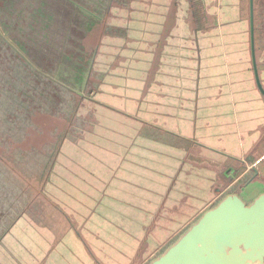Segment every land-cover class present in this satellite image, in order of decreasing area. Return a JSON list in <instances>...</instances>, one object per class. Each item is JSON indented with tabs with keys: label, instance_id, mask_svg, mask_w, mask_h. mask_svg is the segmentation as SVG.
I'll list each match as a JSON object with an SVG mask.
<instances>
[{
	"label": "rangeland",
	"instance_id": "374dc122",
	"mask_svg": "<svg viewBox=\"0 0 264 264\" xmlns=\"http://www.w3.org/2000/svg\"><path fill=\"white\" fill-rule=\"evenodd\" d=\"M14 1L17 6L24 5V0ZM116 2L121 4L122 0ZM86 6L91 8L89 4ZM102 7L104 10L106 5ZM4 9L0 4V12ZM10 10V15L16 17L15 9ZM249 16L250 13H247L246 9L244 22L247 29L251 28ZM28 31V26L15 25L9 33L18 38L20 33ZM87 34L86 45H90L92 39L94 41L95 31ZM52 38L58 40L60 36L53 35ZM244 50L247 53L240 63H237L238 59L230 58L234 60L228 69L230 80H225V66L221 72L222 92L229 101L227 114L231 115V109L237 108L238 97L248 96L250 101L256 102L260 116L264 117V96L255 82L248 46H245ZM35 55L42 63L37 52ZM140 57L136 56L137 59ZM257 63L256 71L264 91V74L261 64ZM185 65L187 69L188 63ZM175 70V67L160 65L159 74L163 79L169 78L170 73ZM99 85L106 94L109 90L119 91L113 86L107 88L103 84ZM209 86L215 89V85ZM130 87L139 88L140 83L131 82ZM217 87L219 89L220 85L217 84ZM102 97L106 100L104 106L95 100L90 116L82 114L79 116L81 118L73 122L74 128L86 129L73 133L76 137L67 142L68 156L92 155L94 151V159H88L83 165L80 164L79 168L74 164L53 165L52 172L56 167L59 173H64L57 180L49 179L51 165L45 163L46 160L34 166L30 165L29 169H26L27 164L7 165L16 173L19 187L12 190L11 186L0 185V191L29 193L30 200L25 199V203L29 202L26 205H29L26 213H30L35 221L34 225L37 224L29 239V243L34 247L33 252L28 254L29 258L24 261L33 264H143L182 230V226L208 200L217 195L226 181H230L231 167L226 166L228 162L221 155L222 151L215 148H199L196 145L188 147V143L179 140L184 134L189 136L191 129L197 131L196 136L208 140L209 137L204 133L207 131L213 136L210 128L218 127V119L206 126L197 119L181 117L178 120L180 117L174 115L176 107L157 108L163 103H172L165 94L154 95L146 105H142L143 101L136 99L134 94L128 95L129 100L126 102L120 100L119 95ZM19 100L21 103L17 104ZM48 100L45 82L32 76L26 66L21 65L20 61L8 52L1 40L0 110L4 113L0 114L2 119L5 122H16L23 118L21 114L23 108L27 107L26 104L33 103L38 109L48 107ZM14 108L17 109L12 111ZM184 108L185 114L188 113V107ZM58 113L59 111L53 114L52 119L50 115L44 117L45 123L40 119L42 116L38 115L31 118V124L25 119L27 128L24 133L27 135V129L30 128L33 139L39 140L41 145L48 140L56 142L58 137L63 135L62 132H56H60L58 127L62 128L63 125L60 124L61 116ZM238 115L241 116V111ZM0 129L2 130L1 126ZM19 136L14 134L12 140ZM196 139L198 140L197 137ZM35 150L50 151L42 147ZM183 150L195 151L197 154H191L190 161L187 160L189 164L180 169L183 180L178 188L173 172V156L176 151ZM51 151L55 155L59 154L56 148ZM30 170L31 173H28ZM259 170L260 179L255 184L264 190V165H260ZM80 175L84 177L81 190L77 189L76 192L70 187L61 195L62 183L74 184ZM29 185L35 186L36 190H31ZM55 185L58 188H55Z\"/></svg>",
	"mask_w": 264,
	"mask_h": 264
},
{
	"label": "crops",
	"instance_id": "0c3cea01",
	"mask_svg": "<svg viewBox=\"0 0 264 264\" xmlns=\"http://www.w3.org/2000/svg\"><path fill=\"white\" fill-rule=\"evenodd\" d=\"M130 2H132L131 12L126 13L125 17L127 20L126 50L131 53L130 68L125 77L122 75V71L117 69L113 82L104 84L107 88L113 86L119 91L109 90L106 94L102 92L101 87L99 92L92 95V98L101 102L98 103L99 105L104 106L106 104L104 102L106 100L102 97L104 95H119V99L126 102L129 100L128 95L134 94L136 99L140 102L143 101L142 105H146V102L154 95L165 94L169 97L168 99L172 100V103H163L157 108L173 107L174 109L176 107L177 111L174 115L180 117L178 120L181 117L197 119L206 126L218 119V127L210 128L213 131V136L207 131L204 133L209 137L208 140L196 136L197 131L192 129L189 130V136L184 134V136H180L179 140L188 143V147L196 145L199 148H215L222 151L221 155L228 162L226 166L231 167L229 173H232L229 177L230 181H226L217 195L208 200L182 226V230L153 253L152 257L144 261L143 264H147L173 242L205 209L216 203L221 196L227 193H238L246 202H251L254 197L264 192L255 184L261 175L259 166L264 165V117L260 116L256 102L250 101L248 96L238 97L237 108L233 107V110L230 108L231 115L227 114L226 109L229 106V101L222 92L221 72L225 66V80H230L228 69L234 61L230 58L238 59L237 63H240L247 53L244 50L245 46L246 48L248 46L251 57V28L247 29L246 22H244L246 9L247 13H250V0H130ZM252 28L255 66H257L256 62L261 64L264 74V0H252ZM137 55L141 57L137 59ZM186 62L188 63L187 69ZM160 65L175 67L176 70L170 73L173 76L170 75L169 78L163 79L159 74ZM38 80L43 81V79ZM131 82L140 83V87L136 89L130 87ZM212 84L215 85V89H211L209 86ZM217 84L220 85L219 89ZM179 88L188 90L179 91ZM121 94L124 96H120ZM63 105L67 106L65 102ZM59 106H62L61 102H59ZM184 107H188L186 114ZM49 109L24 108L22 113L26 112L27 114L24 119H18L15 126L14 123L12 124V127L14 126L13 133L20 134V130L27 128L24 120L27 119L31 124L33 116H42L40 119L45 123L44 117L48 115L52 119V115L58 111L60 116L65 114L61 107L60 110ZM239 111H241V116L238 115ZM19 121L20 123H17ZM62 123L61 119L60 124L62 125ZM4 125L5 121H0V126L4 127ZM58 129L61 128L58 127ZM30 131V128L27 129L28 135L25 138L13 139L10 147L27 151L39 147L47 149L58 147L59 154L54 157V163L57 165L74 164L76 168H79V165H83L88 159L95 158L94 151L92 155L68 156L67 142L69 143V141L67 138H61L57 144L48 140L41 145L39 140L33 139ZM0 147L3 148L1 134ZM27 151L22 152V155H28ZM50 154V151H43L40 155L48 156V160H50ZM191 154L197 153L185 150L174 153L175 168L173 172L178 188L183 180L180 169H184L189 164L187 160L190 161ZM63 174L62 171L59 173L55 167L49 179L57 180ZM83 178V175H80L74 184L62 183L61 195H64L65 190L70 187L76 192L77 189L81 190ZM241 182L245 184L241 185ZM237 186L243 187L237 190L235 189ZM54 187L58 188L57 185ZM34 223L33 217H24L16 222L10 234L2 240L0 264H33L24 260L29 258L28 254L33 252L34 247L29 243V239L36 229L37 224L34 225Z\"/></svg>",
	"mask_w": 264,
	"mask_h": 264
},
{
	"label": "flooded vegetation",
	"instance_id": "af4514ba",
	"mask_svg": "<svg viewBox=\"0 0 264 264\" xmlns=\"http://www.w3.org/2000/svg\"><path fill=\"white\" fill-rule=\"evenodd\" d=\"M23 3L24 5L17 6L14 0H0V4L5 8L0 12V41L4 42L8 52L18 59L21 65L26 66L32 76L43 79L50 107L42 108L60 110L61 107L62 112H65L61 116L63 125L60 132L63 135L58 137L56 144L61 138L70 141L76 137L73 133L86 129L74 128L73 122L81 118L79 116L82 114L90 116L95 101L92 95L99 92L102 87L99 84L112 83L117 69L122 71L125 77L130 68L131 53L126 50L125 17L126 13L131 12L132 2L122 0V3L118 4L116 0H24ZM86 4L91 5V8ZM104 5L106 7L103 10ZM10 8L15 9L16 17L10 15ZM15 25L28 26L29 31L14 38L9 30L14 29ZM92 31H95L94 41L92 39V43L86 45L85 36L88 35L87 32ZM53 35H59L60 38L53 39ZM35 52L40 56L42 63L37 60ZM68 97L71 107L68 105ZM59 102L62 106H59ZM64 102L67 106L63 105ZM20 103L19 100L17 104ZM26 105L35 107L33 103ZM0 114L4 115L2 110ZM26 114L22 113L21 119H24ZM1 115L0 121L3 122ZM13 123L15 126V122L6 121L4 127L1 126L2 130L0 129L3 141V148L0 147V185L11 186L12 190L19 186L16 173L7 166L8 164H27L26 169H29L30 165L34 166L46 160L45 163L51 165L50 176L56 156L51 149H58L50 148L51 159L48 160V156L40 155L41 151L10 147L14 137ZM18 135V138H25L28 134L20 130ZM24 151L29 154L22 155ZM28 173H31V170ZM29 186L31 190H36L35 186ZM242 187L237 186L235 189L240 190ZM29 195L0 191V249L3 248L2 240L10 234L16 222L24 217H32L30 213H26L29 208V205H26L29 202L25 203V199L30 200Z\"/></svg>",
	"mask_w": 264,
	"mask_h": 264
},
{
	"label": "water",
	"instance_id": "95a60500",
	"mask_svg": "<svg viewBox=\"0 0 264 264\" xmlns=\"http://www.w3.org/2000/svg\"><path fill=\"white\" fill-rule=\"evenodd\" d=\"M251 61L255 66L250 0ZM147 264H264V192L246 202L227 193L205 209Z\"/></svg>",
	"mask_w": 264,
	"mask_h": 264
},
{
	"label": "trees",
	"instance_id": "16d2710c",
	"mask_svg": "<svg viewBox=\"0 0 264 264\" xmlns=\"http://www.w3.org/2000/svg\"><path fill=\"white\" fill-rule=\"evenodd\" d=\"M161 253V252H160Z\"/></svg>",
	"mask_w": 264,
	"mask_h": 264
}]
</instances>
